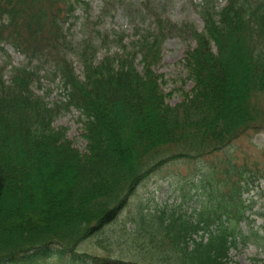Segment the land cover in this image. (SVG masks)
I'll list each match as a JSON object with an SVG mask.
<instances>
[{
    "label": "trees",
    "instance_id": "16d2710c",
    "mask_svg": "<svg viewBox=\"0 0 264 264\" xmlns=\"http://www.w3.org/2000/svg\"><path fill=\"white\" fill-rule=\"evenodd\" d=\"M198 1L202 30L152 12L151 28L99 56L91 35L80 46L70 37L82 0H0L1 50L11 46L28 61L9 80L0 67V264H238L231 252L239 245L264 251V223L242 229L252 209L244 196L264 173L227 158L193 182L203 194L189 216L141 210L130 233L134 259L79 251L165 163L202 159L264 130V0L221 8ZM174 37L196 46L184 58L194 87L172 107L157 67ZM49 76L60 80L64 100L50 104L35 93ZM73 108L84 121L85 152L54 126Z\"/></svg>",
    "mask_w": 264,
    "mask_h": 264
},
{
    "label": "rangeland",
    "instance_id": "374dc122",
    "mask_svg": "<svg viewBox=\"0 0 264 264\" xmlns=\"http://www.w3.org/2000/svg\"><path fill=\"white\" fill-rule=\"evenodd\" d=\"M213 1L217 8L223 7L226 3V0ZM198 3V0H82L77 10L79 19L71 30L70 37L77 46H80L82 40L91 35L100 47L99 56H102L107 52L120 51V46L137 38L139 32L151 28L152 12L163 13L177 24L190 21L202 30L204 23L198 12ZM102 38H105L107 44L102 43ZM195 46L193 40L178 37L170 38L164 44L163 60L157 67V72L161 76L166 102L172 107L180 104L194 87V82L189 78L184 65V58L186 52ZM1 47L2 45L0 67L7 65L5 79L9 80L13 66H25L28 61L11 46L5 47L7 53L2 51ZM72 59L77 74H81L80 62L76 57ZM43 74L44 72H41L44 77ZM34 91L50 104L65 98L60 80H52L50 76L36 84ZM83 125L82 116L74 108L69 112L64 111L54 122L56 128H67L68 139L80 152H85L87 146V141L83 137ZM224 158L238 166L246 163L253 172L264 173V130L241 136L220 153L198 160L176 159L165 163L138 185L117 221L103 233L83 242L79 251L102 256L125 254L134 259L133 234L130 233L136 228L134 220L140 215L141 210L154 214L166 211L167 216L172 213L189 216L195 208H200L201 204L197 200L203 194L201 189L193 186V182L201 180L212 161ZM249 189V193L244 197L247 204L252 207L249 210L251 223L246 222L242 225L244 232L251 228L258 229L264 223L263 216L259 215L264 212V179L251 184ZM112 232L117 241L115 244L113 239L109 238ZM114 235L111 234V237ZM108 248L112 251L109 252ZM231 257L238 264H260L259 259L264 258V251L252 242L233 249Z\"/></svg>",
    "mask_w": 264,
    "mask_h": 264
}]
</instances>
